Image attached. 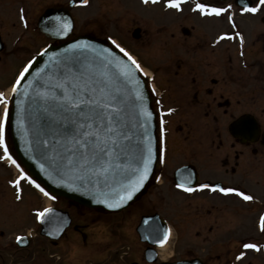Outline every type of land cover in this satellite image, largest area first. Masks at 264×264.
I'll return each instance as SVG.
<instances>
[{"label":"flooded vegetation","instance_id":"obj_1","mask_svg":"<svg viewBox=\"0 0 264 264\" xmlns=\"http://www.w3.org/2000/svg\"><path fill=\"white\" fill-rule=\"evenodd\" d=\"M74 1L76 5L72 8V14L75 9L83 7L80 0ZM138 1L142 7H153L161 11L163 16H171L169 21L173 22V29L167 41L170 48L166 49V44L161 47V50L170 54L163 55L164 58L157 57L160 58V66L155 69L144 67L143 59L130 45L121 46L142 64L147 73L142 74L147 80L157 120V165L145 192L137 201L147 197L151 204L158 205L162 200L152 198L153 192H158L160 196L168 188L190 200L187 207L193 212L188 216L200 220L207 215L213 222L225 216L235 220L248 219L254 223L253 234L243 235L240 231L242 225H239L234 232L226 234L221 242L225 245L224 255L217 254L215 260L200 258L204 264H258L252 259L255 256L257 260L260 252L246 250L247 255L242 261L235 258L243 250V241L261 245L260 234L264 239V233L259 228V217L264 215V210L259 213V208H264V193L259 190V177H264V8L252 14L242 13L238 0H184L181 5L183 10L178 11L169 8L167 0H158L155 4ZM197 2L221 7L231 4L232 8L229 13L220 17L204 16L193 10ZM246 2L252 7L257 6L259 0ZM59 5L62 4H52L51 0H0V65L4 67L0 76V91L5 93L7 99V92L13 87L24 65L52 43H60L52 42L38 29V21L44 11ZM230 15L235 20V28L228 18ZM21 16L26 18L27 27L24 26ZM135 30L139 31L138 38L133 36ZM133 32L132 38L141 43L145 35L143 29L135 24ZM225 32L243 34V47L238 38L216 43V38ZM101 40L118 49L112 43L113 40ZM36 41L43 43L42 46H37ZM116 43L119 44L117 41ZM153 88L155 91H152ZM5 108L8 109V104L0 103V121H3ZM169 108L175 109L171 115L167 114ZM161 117L164 120L163 131ZM8 124L9 120L4 126ZM4 141L12 159L19 164L8 135H4ZM0 149L3 156V146ZM3 161L10 173L13 174L15 169L20 171L21 166L17 168L10 160ZM14 179L15 177L12 180ZM25 181L27 180L22 182ZM180 183L189 187H198L202 183L238 187L251 194L254 199L244 201L235 195L224 196L208 189L189 193L177 187ZM0 185H3L1 181ZM0 191L2 197L3 190ZM14 225V221L0 223V239L10 236ZM84 229L86 227L83 225L72 223L60 240L46 239L51 245L48 251L41 249L39 255L30 247L18 248L22 252L20 256H15L17 250L11 251L13 256L9 255V260L1 258L0 263L73 264V257L70 256L76 252L73 244L67 250L58 247L62 241H67L72 230L83 240ZM209 229L210 235L214 229ZM202 234L201 231L196 232L197 237ZM33 240L31 239L30 245ZM14 242L16 244V240ZM7 244L10 247L13 245L10 242ZM146 247L143 246L142 263L134 264H150L145 260ZM68 250L71 252L68 253ZM261 252L264 255V247ZM196 257L185 255L166 262ZM158 262H164L160 261V253L157 262L153 264Z\"/></svg>","mask_w":264,"mask_h":264},{"label":"rangeland","instance_id":"obj_2","mask_svg":"<svg viewBox=\"0 0 264 264\" xmlns=\"http://www.w3.org/2000/svg\"><path fill=\"white\" fill-rule=\"evenodd\" d=\"M38 1L46 2L47 0ZM51 1L52 4L67 5L70 0ZM73 16L76 21L74 37L94 35L110 42L115 40L121 46L130 45L143 59V66L146 68L155 69L160 66V58L157 57L164 58L163 55L170 54L161 50V47L166 44V49L170 48L167 41L170 39L173 29V22L169 21L172 17L163 16L161 11H157L153 7H142L138 0H89L88 6L75 9ZM135 24H138L145 33L141 43H137L132 38ZM42 44L40 41H36L37 46H42ZM182 52L183 48L181 47L180 53L182 54ZM2 72H4V67L0 65V76ZM7 95H9L8 92ZM0 157H2L1 149ZM9 170L3 159H0V181L3 184L0 185V190H3L4 194L0 197V223L15 222L12 234L0 239V259L3 258V260H9V255L13 256L11 251L17 250L16 257L21 255L22 252L19 251V247L14 242L16 237L25 235L28 229L40 231L34 210H43L51 206L68 211L73 218V225L86 227L84 229L87 236L85 243L82 237L77 236L72 230L69 232L67 241H62L58 247L67 250L73 244L76 248V252L70 255L73 257V264L142 263L143 246L146 247V244L140 242L136 228L141 216L146 214L158 213L171 226L170 241L165 248L159 250L160 261L176 260L185 255L215 260L217 254L224 255L225 245H222L221 242L225 239L226 234L234 232L239 225H242L240 231L243 235H251L255 231L254 223L246 218L235 220L225 216L221 220L213 222V220H209L207 215H205L206 217L202 216L200 220L188 216L193 212L190 207H187L190 200L168 188H165L160 196L157 194L158 192H153L152 198L162 200V204H151L147 197H142L121 214L88 210L72 205L63 199H53L50 195L45 196L27 181L21 182L22 198L17 200L16 189L8 183L16 176L17 171L12 174ZM259 178L261 185L259 190L264 193V177ZM251 183H253L252 180ZM162 196L165 197L166 201ZM263 210L264 208H259V213H262ZM209 227L214 229L210 235L208 233L210 232ZM197 231H201L203 234L197 237ZM259 239L262 246L264 239L261 234ZM8 242L13 243V245L10 247ZM125 246L127 247L125 248ZM29 247L40 255L41 249L48 251L51 245L47 243L46 239L38 235ZM128 251L129 253H127ZM70 252L71 250H68V253ZM70 256L67 258L71 259ZM252 260L254 263L263 264L264 255L260 251L257 260H255V256Z\"/></svg>","mask_w":264,"mask_h":264},{"label":"water","instance_id":"obj_3","mask_svg":"<svg viewBox=\"0 0 264 264\" xmlns=\"http://www.w3.org/2000/svg\"><path fill=\"white\" fill-rule=\"evenodd\" d=\"M247 0H238L240 6H249ZM74 5L71 2V7ZM67 25V34L59 35ZM39 29L53 40H66L71 37L74 30V19L71 10L64 6L48 9L39 19ZM139 31L133 34L138 38ZM86 44L87 48H73L74 44ZM29 70L26 80L21 86V94L12 92V108L10 112V133L14 149L21 164L31 177L35 178L55 198L67 199L78 205L90 209H103L109 212H120L127 209L136 198L144 192L157 162V135L156 115L151 107V97L146 86V81L136 73L140 80V89L144 93V101L141 105L136 97V86L127 83L120 75L119 64H130L122 54L109 45L88 36H79L73 40L62 43L59 46H50L42 51ZM56 58V61L53 60ZM110 62L107 71L114 80L124 89L120 107L119 126L128 139L122 141L123 153L117 162L118 167L108 173H100L95 170H69L66 161L61 159L60 149L53 142V131L56 128L54 105L45 104L42 93L46 92L50 84L58 79L57 72L65 62L70 64H85L99 67L104 58ZM29 82H32L29 87ZM27 89L28 95H23ZM146 108L152 112V117L147 124L150 133L151 147L153 149V163L150 167L147 179L143 185L132 194L131 199L121 203L120 197L125 195L127 186L136 179L135 169L138 164L139 151L147 145L144 137L145 124L142 110ZM47 109V110H46ZM47 140L48 143H43ZM66 155V153L64 154ZM107 203H106V202ZM108 203L120 204V207L109 208ZM45 216L41 225V235L58 239L70 225L71 220L67 212L56 208ZM167 223L159 216H145L137 228L141 240L152 246L163 247L156 243L166 231ZM28 242L21 243L26 247ZM150 262L156 260V254L152 249L147 251ZM164 264H203L201 260L181 261Z\"/></svg>","mask_w":264,"mask_h":264},{"label":"snow or ice","instance_id":"obj_4","mask_svg":"<svg viewBox=\"0 0 264 264\" xmlns=\"http://www.w3.org/2000/svg\"><path fill=\"white\" fill-rule=\"evenodd\" d=\"M145 4L149 2L155 4L158 0H143ZM80 3L87 5L89 0H80ZM182 3L184 0H167L169 8L182 11ZM232 8L231 4L227 6H212L206 3L197 2L194 11H198L204 16H217L220 17L225 13H229ZM264 8V0H259L257 6L249 7L247 5L241 8L242 13L256 14ZM23 12V10H21ZM229 20L232 22L233 28L236 27L235 20L230 15ZM21 20L25 27L28 26L27 20L21 16ZM68 26H64V30L60 31L59 35L67 34ZM239 39L241 47L245 43V37L240 32L235 34L223 33L216 38V43L225 40ZM111 39V38H110ZM113 44L124 54L130 64L121 62L118 66L120 68V75L127 83H134L136 86V97L140 104H143L145 99L143 91L140 89V80L136 73H144V68L140 62L137 61L126 49L117 44L115 40ZM73 48H87L86 44H74ZM43 54V53H41ZM241 56L244 55L241 51ZM56 61V58L53 57ZM59 63V61H56ZM110 63L105 57L99 67L94 65L85 64H70L65 62L62 67L58 69L57 77L53 81L48 90L42 93V98L45 104L49 102L54 105L55 125L53 131V142L56 143L60 149L61 159L66 161L68 169L71 170H95L100 173H108L114 168L118 167V161L123 153L122 141L127 140V135L121 130L119 126V116L122 112L120 104L122 102V94L124 89L117 83L113 76L107 71V64ZM33 67V61H28L22 70L19 72L13 87L12 92L14 95L21 94V86L26 80L29 70ZM32 82H29L31 87ZM155 91V88L152 89ZM27 89L23 95H28ZM0 103L7 105L9 103L7 96L4 92L0 91ZM47 110V109H46ZM175 109H167V114L171 115ZM144 116L145 131L144 137L147 139V145L141 147L139 151L138 164L140 167L135 169L136 179L132 181L126 188L125 195L120 197L121 203L131 199L132 194L143 185L144 180L147 179L150 167L153 163V149L151 147L150 133L147 131V124L152 117V112L144 108L142 110ZM8 120V109L5 108L3 121H0V146H3L4 155L0 159L10 160L13 165L20 168L19 164L12 159L8 152L7 144L4 141V124ZM164 120L161 117V128L163 131ZM43 143L47 144L48 141L44 140ZM66 153V155H64ZM163 162V156H161ZM27 180L34 185L45 196L49 193L33 180L27 173L20 168V175L9 183L16 189V199L22 198L23 189L21 182ZM178 188L183 191L192 193L198 190L208 189L212 192H219L224 196L235 195L244 201H253L254 197L246 193L238 187H225L220 184L202 183L198 187H189L184 183L177 184ZM53 199L55 197H52ZM106 202V201H105ZM107 203V202H106ZM109 208L120 207L117 203H108ZM36 218L41 222L44 221L45 216L51 213V208H44L43 210L35 209ZM259 228L264 231V215L259 217ZM170 229L166 231L156 243L163 246L170 238ZM25 237L17 236V243L24 242ZM262 247L257 243L243 241L242 249L236 256L237 261H242L246 255V250L254 252L262 251Z\"/></svg>","mask_w":264,"mask_h":264}]
</instances>
